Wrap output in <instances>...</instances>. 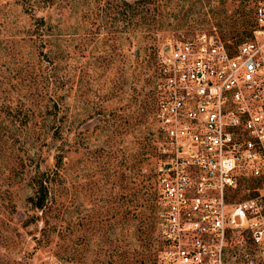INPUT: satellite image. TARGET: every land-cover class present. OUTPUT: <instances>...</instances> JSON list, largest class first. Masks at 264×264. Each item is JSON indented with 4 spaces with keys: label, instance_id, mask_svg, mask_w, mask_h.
<instances>
[{
    "label": "rangeland",
    "instance_id": "rangeland-1",
    "mask_svg": "<svg viewBox=\"0 0 264 264\" xmlns=\"http://www.w3.org/2000/svg\"><path fill=\"white\" fill-rule=\"evenodd\" d=\"M253 1L165 0L163 21L147 20L160 30L130 32L116 0H0V264H153L156 51L201 34L234 45ZM33 16L48 35H32ZM35 169L55 172L42 220Z\"/></svg>",
    "mask_w": 264,
    "mask_h": 264
},
{
    "label": "built area",
    "instance_id": "built-area-1",
    "mask_svg": "<svg viewBox=\"0 0 264 264\" xmlns=\"http://www.w3.org/2000/svg\"><path fill=\"white\" fill-rule=\"evenodd\" d=\"M252 8L237 44L201 34L156 51L153 264H264V0Z\"/></svg>",
    "mask_w": 264,
    "mask_h": 264
},
{
    "label": "trees",
    "instance_id": "trees-1",
    "mask_svg": "<svg viewBox=\"0 0 264 264\" xmlns=\"http://www.w3.org/2000/svg\"><path fill=\"white\" fill-rule=\"evenodd\" d=\"M29 1V0H27ZM36 2V0H34ZM115 14H116V21L120 22L123 25L128 26L130 32H139V31H148V32H154L155 30H160L158 24L157 26L149 25L147 20L150 18V20L161 22L164 19V13H166L165 8L167 5L165 4V0H116L115 2ZM253 4L250 8V16H248V19L246 18L243 20L241 18V33L245 36H249L253 27V16H252V8ZM26 11V10H24ZM243 10L239 12V16L241 17L243 15ZM44 19L42 16H33V33L32 35H36L39 38H42V34L45 33V28L43 27ZM234 31L233 29L231 30ZM228 33L229 37L232 38L233 34ZM47 41V39H46ZM223 41V40H221ZM236 42L234 44H237L240 42L239 40H235ZM242 41V40H241ZM224 42V41H223ZM226 44H229V42H224ZM49 58V57H47ZM50 61L51 58H50ZM52 106V107H51ZM55 105L50 104L49 106L46 105L47 110L49 113H51V109H54ZM54 116L55 113H52ZM26 117V115H25ZM55 119V117H54ZM62 124L56 123L55 126H50V129H53V132H51L50 137H54L56 135H59L60 131L62 129H59ZM43 143V142H42ZM53 161L55 163L60 162L61 156L57 154L55 157H53ZM55 172H44L40 171L38 169H35L33 173L29 176L28 179V185L30 188V194L28 196V201L30 203V206L36 210V213L34 212V215H32L33 218L36 219H44L45 213L47 210V206L51 203V195L50 190L52 188L51 185H54V178L53 175ZM26 225V224H25ZM46 220L43 221V226L39 228V234L41 238L46 235Z\"/></svg>",
    "mask_w": 264,
    "mask_h": 264
},
{
    "label": "water",
    "instance_id": "water-1",
    "mask_svg": "<svg viewBox=\"0 0 264 264\" xmlns=\"http://www.w3.org/2000/svg\"><path fill=\"white\" fill-rule=\"evenodd\" d=\"M164 49H166V47H164Z\"/></svg>",
    "mask_w": 264,
    "mask_h": 264
}]
</instances>
